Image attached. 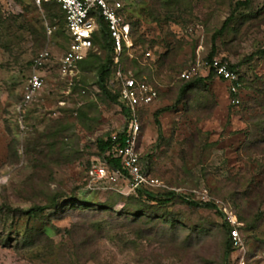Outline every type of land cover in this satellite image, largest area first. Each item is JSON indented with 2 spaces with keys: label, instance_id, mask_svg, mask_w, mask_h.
I'll return each mask as SVG.
<instances>
[{
  "label": "rangeland",
  "instance_id": "1",
  "mask_svg": "<svg viewBox=\"0 0 264 264\" xmlns=\"http://www.w3.org/2000/svg\"><path fill=\"white\" fill-rule=\"evenodd\" d=\"M118 1L126 21L140 24L132 41L145 34V45L136 43L132 55L151 64L143 76L158 92L157 101L141 116L142 170L164 185L156 191L197 202L205 195L217 208L196 209L175 198L148 211L178 220L180 228L61 208L18 222L0 213V264H227L228 237L219 214L224 208L240 223L245 264H264V142H258L264 138V85L259 80L264 78V0H251L248 9L239 10L215 41L213 35L239 0H186L167 17L149 0ZM60 28L28 0H0V207L28 210L54 195L102 205L125 190L123 182L111 189L84 188L85 168L99 160L96 139L121 131L125 119L121 106L99 92L92 69L79 70L71 87L60 77L58 65L68 45L65 28ZM165 44L171 54L157 65ZM94 49L90 54L103 60L105 51L97 45ZM45 50L49 59L40 71L44 87L19 115L16 108L31 62ZM213 50L214 58L238 67V105L232 103L227 84L215 77L180 97L184 84L207 77L201 66L196 72L192 68ZM145 51L149 59H141ZM185 72L191 74L188 79L181 77ZM251 84L256 89H249ZM129 195L121 193L116 213ZM27 228L46 235L35 239L38 245L32 250L14 246Z\"/></svg>",
  "mask_w": 264,
  "mask_h": 264
},
{
  "label": "built area",
  "instance_id": "2",
  "mask_svg": "<svg viewBox=\"0 0 264 264\" xmlns=\"http://www.w3.org/2000/svg\"><path fill=\"white\" fill-rule=\"evenodd\" d=\"M36 8L40 9L43 3L55 2L61 7L66 20V33L69 37L67 49L60 59L58 74L71 87L79 74V64L85 61L93 51L92 34L98 29L95 14H98L107 24L110 39L113 44L112 62L115 66L111 84L119 92V104L128 113V123L122 145H117L114 157L121 162V171L108 172L104 163L97 162L86 172V188L89 191L99 188L98 185L108 184L111 187L118 186L120 182L125 184L122 194L134 193L137 188L146 187L153 190L162 189L164 185L142 171L139 141L141 134V110L152 105L158 98L156 88L146 79H138L133 70H125L122 64V55L132 59L134 44L131 38L130 24L126 21L120 1L115 0H28ZM95 51V49H94ZM150 56L145 54V58ZM49 59L48 52L42 51L33 59L31 72L27 78L20 104L16 111L20 115L22 109L36 101L44 87V77L40 70ZM199 66L209 74L210 72L219 80L227 84L233 97L232 103L238 105L239 90L241 87L239 76L229 69L228 65L219 58H213L210 62L203 61L192 68L196 72ZM190 73L181 75L188 79ZM112 141H117V134L112 135ZM107 189V187L105 188ZM202 202L208 203L205 195ZM225 220L229 224L231 244L234 249L235 264H245L246 250L239 234L240 223L236 215L226 208L223 209Z\"/></svg>",
  "mask_w": 264,
  "mask_h": 264
},
{
  "label": "trees",
  "instance_id": "3",
  "mask_svg": "<svg viewBox=\"0 0 264 264\" xmlns=\"http://www.w3.org/2000/svg\"><path fill=\"white\" fill-rule=\"evenodd\" d=\"M186 0H149V2L155 6L156 10H163L165 17L167 16H173L176 12H178L179 7L184 4ZM251 0H239L234 2L232 6H230V15L225 20L222 28L216 32V34L213 35L212 39L213 41L216 40L217 37H220L223 35L224 32L228 30L230 27V23L235 19V15L239 12L241 9H248L250 7ZM35 9L36 8L33 4H31ZM41 10H43L47 16V18L51 21L52 25H54V22L58 21L60 23V26L62 28H65L66 31V20L65 15L63 11L61 10V7L56 4L55 2H47L43 3L41 5ZM122 13H124V8L122 9ZM162 16L161 13H159L158 17ZM96 19V23L98 25V29L92 34V44L97 45L100 49L105 51V57L103 60L98 58L95 55H89L85 61L79 64V70H86V69H92L96 74V86L103 95V97L108 100L109 102L113 104H119V92L114 88V85L111 84L113 72L115 69V66L112 62V56H113V44L110 39V35L108 32L107 24L104 22V20L98 15H94ZM155 23H159L158 18H154L152 20ZM131 28V38H132V32L140 28L139 22H135L134 24L130 25ZM145 34H140L137 40H133L134 45L136 46V43L140 44L141 46L145 45ZM67 41L69 43V37L67 35ZM165 52L160 55V57L157 60V65H161L166 61V59L169 58L171 52L169 50L168 44H165ZM149 53V51H145L141 54V59L145 57V54ZM215 51L213 50L212 53L205 59V61L210 62L214 58ZM150 54V53H149ZM261 56L264 58V50L260 52ZM125 55V54H123ZM122 55V57H123ZM150 57V56H149ZM145 58V59H149ZM254 57V56H253ZM121 59L122 64L124 66L125 70H128L129 67L125 64L127 61L131 66L135 69H137V72L135 74L136 78L143 79L145 78L143 76V71L148 70L150 68L151 64L142 63L137 57H133L132 59ZM222 62L226 63L230 70L237 72V66L231 65L229 61L225 59H221ZM32 64V62H31ZM130 66V67H131ZM133 68L131 70H133ZM42 70V69H41ZM40 70V71H41ZM212 77H215L211 72L207 75L205 78L195 79L193 82H189L184 84L181 87L180 90V97L183 99L184 96L196 85V83L203 82L205 79L210 80ZM216 78V77H215ZM240 80V78H239ZM262 81V85H264V78L259 79ZM148 81V80H147ZM150 82V81H149ZM152 84V83H151ZM256 86V85H255ZM254 84H251L249 89H256ZM258 95L262 94V90H258ZM120 105V104H119ZM264 109V107H262ZM125 123L124 127L121 131L117 132V141H112V135L113 134H105L103 136H100L95 141V147L97 149V155L99 157V160H95V162H92L89 164L85 170H84V176L86 181V172L87 170L92 166V164H95L97 162L104 163L106 168L108 169V172L112 171H121V162L118 158L114 157V151L116 149L117 145L123 144V139L126 133L127 123H128V113L127 111L122 107L121 108ZM167 111L162 110L157 113V115L161 112ZM261 118L260 116H258ZM264 117V116H263ZM156 125L158 127V137H161L160 132V124L158 121H156ZM261 125V124H260ZM141 135V134H140ZM264 142V138L260 141ZM143 171V170H142ZM145 174H148L147 171H143ZM87 182L84 186L85 190L89 192L86 188ZM99 188L103 187H111L108 184H101L98 185ZM113 196L110 197V199L107 200L106 203L102 205H96L88 202H82L77 198H67L59 195H54L45 205H34L28 210H21V209H13L9 206H2L0 207V213H3L4 217L11 218L12 221L18 222L20 219L26 217L27 219H39L43 217L46 213L51 211H57L61 208V210L70 209V210H77V211H84V212H95L98 214H114L116 217L121 218L123 217L125 221L129 222L130 224H136V223H143L151 225L153 221H158L161 225L169 226V228H180L182 227V224L176 219L166 218L165 216H154L153 213L148 212L152 209L153 206H159L163 207L173 201L175 198H180L182 202L190 207L196 208V209H208L213 210L217 207L212 203H204V202H197L190 200L188 197H182L177 196L174 192H158L156 190L146 188V187H140L137 188L134 193L130 194L128 198H126L125 203L123 204V208L119 213H116L114 211V206L120 199H123L121 196V192H116L112 194ZM60 201H63L62 204H60ZM219 214L224 217L225 220V214L223 213V210H219ZM13 222V223H14ZM247 228L250 229L249 226ZM222 229L226 236L228 237V240L225 241V253L227 258V264H235V261L233 259L234 257V249L231 244L230 239V226L226 222L222 225ZM45 233L40 230H35L32 228H27L26 231L21 235H18L16 242L14 246L20 245V249H26V250H32L37 247V242L35 241L36 238H43L45 237ZM11 240H8L5 242V244L10 245ZM13 246V247H14ZM12 247V246H11Z\"/></svg>",
  "mask_w": 264,
  "mask_h": 264
},
{
  "label": "crops",
  "instance_id": "4",
  "mask_svg": "<svg viewBox=\"0 0 264 264\" xmlns=\"http://www.w3.org/2000/svg\"><path fill=\"white\" fill-rule=\"evenodd\" d=\"M157 99H158V98H157ZM157 99L155 100V102L157 101ZM155 102H154V103H155ZM154 103H153V104H154ZM153 104H152V105H153ZM152 105L148 106V107L145 108L144 110H141V116H142L143 112H145L147 109H149Z\"/></svg>",
  "mask_w": 264,
  "mask_h": 264
}]
</instances>
